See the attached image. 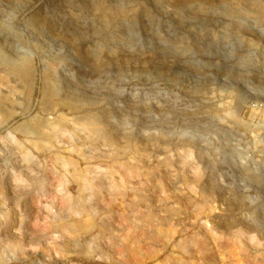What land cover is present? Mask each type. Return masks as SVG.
<instances>
[{
    "label": "rangeland",
    "instance_id": "374dc122",
    "mask_svg": "<svg viewBox=\"0 0 264 264\" xmlns=\"http://www.w3.org/2000/svg\"><path fill=\"white\" fill-rule=\"evenodd\" d=\"M179 263L264 264V0H0V264Z\"/></svg>",
    "mask_w": 264,
    "mask_h": 264
},
{
    "label": "bare ground",
    "instance_id": "6f19581e",
    "mask_svg": "<svg viewBox=\"0 0 264 264\" xmlns=\"http://www.w3.org/2000/svg\"><path fill=\"white\" fill-rule=\"evenodd\" d=\"M188 263V262H187ZM180 264V263H179Z\"/></svg>",
    "mask_w": 264,
    "mask_h": 264
}]
</instances>
